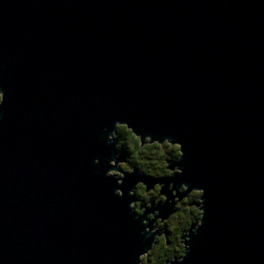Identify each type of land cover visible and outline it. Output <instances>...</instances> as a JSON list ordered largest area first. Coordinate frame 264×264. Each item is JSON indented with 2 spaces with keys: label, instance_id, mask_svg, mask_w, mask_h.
Masks as SVG:
<instances>
[{
  "label": "water",
  "instance_id": "95a60500",
  "mask_svg": "<svg viewBox=\"0 0 264 264\" xmlns=\"http://www.w3.org/2000/svg\"><path fill=\"white\" fill-rule=\"evenodd\" d=\"M0 63V264H136L193 185L179 264H264V0H0ZM117 118L183 142L143 217L128 190L158 178L105 175Z\"/></svg>",
  "mask_w": 264,
  "mask_h": 264
},
{
  "label": "clouds",
  "instance_id": "9594fccd",
  "mask_svg": "<svg viewBox=\"0 0 264 264\" xmlns=\"http://www.w3.org/2000/svg\"><path fill=\"white\" fill-rule=\"evenodd\" d=\"M3 67L4 65L0 63V69H2ZM5 100V89L3 87H0V105H3L5 103ZM125 124L130 123L125 119H114L109 125L111 131L108 133L107 139L109 141H116L115 147L117 150L125 149L126 146L131 145L132 147H136L137 151H139L137 142H135L134 137L125 138L122 136V129L124 128ZM140 133L146 138V140L148 138H151L152 141L161 142L159 145L158 158L151 161L153 165L152 167H148L146 169V171L150 173L151 177L158 178L157 182L154 183L155 186L150 188L148 191H145V185L141 183L140 180H138L133 187L129 188L127 193L128 196L136 197V199L130 200L128 202V208L133 210L135 214L143 217L145 208L148 207L147 201L150 198L155 197L160 201H163L165 199V194H167V192L160 191L161 185H163L164 188V183L160 178H171L174 175L183 174L184 169L180 166L179 162L184 157V149L183 142L179 139L173 138L172 136L163 135L155 136L154 138L153 134L151 133ZM137 159H139V157H137ZM92 162L99 163V157H94ZM172 164H175V166H171ZM108 165L110 166L105 172V175L118 177L115 183L121 185L124 183L126 174L132 173L135 170L131 164V158L128 156L125 159L119 160L115 158H109ZM172 185H175V181L169 179L167 182L168 190H170V187ZM184 185H186L188 189L190 188L189 183L181 182L178 188L175 187V190L180 194L184 193L183 191H181L182 186ZM192 189H199L200 192L198 194H195V198L189 197L195 207L188 215L184 216L183 223L178 224L175 217L170 218L168 221H166V223L173 229L176 236L174 243L170 246L172 250L169 251L167 255H165V251L169 249V246L165 245L162 239L157 242L155 235H153L150 246L147 247L146 250H142L138 253L136 264H148L149 257H151V264H163L164 260H168L169 264H172L173 261H177L179 264V262H182L184 260L187 254V250L190 247L188 241L190 240V232L193 229V225H195V227L198 229L203 223L202 218L205 214L203 199L205 188L202 186L193 185L191 186L189 191H191ZM137 192L139 193L140 197L144 198L145 203L143 206H141L140 199L136 195H133V193ZM115 194L119 197H123L125 195L124 189L122 187L115 188ZM186 195H188V193ZM167 197L169 199L168 194ZM132 219H135V217H133ZM149 220L150 219L148 218V216H146L142 219V223L144 225H148ZM155 223L156 222L154 221V227L150 229L148 227H145L143 231H150L151 233L155 234ZM135 231L139 232L140 229L136 228ZM181 231H183L182 239L179 238Z\"/></svg>",
  "mask_w": 264,
  "mask_h": 264
},
{
  "label": "flooded vegetation",
  "instance_id": "af4514ba",
  "mask_svg": "<svg viewBox=\"0 0 264 264\" xmlns=\"http://www.w3.org/2000/svg\"><path fill=\"white\" fill-rule=\"evenodd\" d=\"M120 159H122V158L120 157ZM141 171H142V170H141ZM144 172H145V173H148V172H146V171H144ZM148 174H150V173H148ZM150 188H152V187H150ZM150 188H146V186H145V191H148ZM161 190H162V189H160V191H161ZM183 190H184V187H182L181 191H183ZM174 192H176V190L173 191V194H174ZM135 194H136V196L140 199L141 204L144 205V203H145L144 198H143V197H140L137 193H135ZM195 194H198V193H195L194 191H192V192L189 193L187 196H185L186 198H182L181 201H180V200L177 201V203H176V205H175V207H176V211H175V213H178V215H177L175 218H176V222H177L178 224L183 223L184 216H185V215H188V214L192 211V209L195 207L194 204H190L189 201H188V197L193 196V198H195ZM159 202H162V201L158 200V199L155 198V197H152V198H150V199L147 201V203H151V207L155 206V205H156L157 203H159ZM148 207H150V206H148ZM148 207H147V208H148ZM151 213L156 214V210H155V212H151ZM175 213H174V214H175ZM174 214H172V215H174ZM172 215H171L166 221H168L170 218H173ZM149 216H150V214L148 215V217H149ZM149 218H150V217H149ZM166 221L163 222V225L165 226V232L162 233V234H160V236L162 237L163 243H164L165 245H168V246H169V249L165 251V255H167L168 252L172 250L170 246L174 243V240L176 239L175 232H174L173 229H172V228L166 223ZM155 222L158 223V220L156 219ZM155 226H157V225H155ZM159 226H160V225H159ZM160 227H161V226H160ZM160 227H158V229H159ZM182 233H183V231L180 232V236H181ZM180 236H179V238H180ZM157 242H158V241H157ZM148 264H151V257H149V259H148Z\"/></svg>",
  "mask_w": 264,
  "mask_h": 264
},
{
  "label": "trees",
  "instance_id": "16d2710c",
  "mask_svg": "<svg viewBox=\"0 0 264 264\" xmlns=\"http://www.w3.org/2000/svg\"><path fill=\"white\" fill-rule=\"evenodd\" d=\"M122 136L125 138L128 137H134L135 138V142H137V146L139 148V151H137L136 147H132L131 145H128L125 147V149H121L119 150V157H121L122 159H125L128 157L131 158V164L132 166H138L140 170H142L143 172L146 171V166L141 162V160L145 159H149V160H154L156 158H158L159 154H152L151 153V147L150 145H144L141 143V140L138 136L134 135L132 133V131L127 128L124 125V128L122 129ZM155 149H158L160 143L159 142H154L152 143ZM137 157H139V159H137ZM147 172V171H146ZM148 174V173H146ZM150 175V174H149ZM137 194L139 195V193L137 192ZM178 215V213H175L174 215H172L173 217H176ZM190 226V225H189ZM166 260H164L165 262ZM163 262V263H164Z\"/></svg>",
  "mask_w": 264,
  "mask_h": 264
},
{
  "label": "rangeland",
  "instance_id": "374dc122",
  "mask_svg": "<svg viewBox=\"0 0 264 264\" xmlns=\"http://www.w3.org/2000/svg\"><path fill=\"white\" fill-rule=\"evenodd\" d=\"M152 143H154V141L153 142H149V140H145V142L143 143L144 145H147V146H149L150 145V147H151V153L152 154H159V147H158V149H155L153 146V144ZM151 161H153V160H149V159H143V160H141V162L146 166V168H148V167H152L153 165H152V163H151ZM134 167V166H133ZM138 167V166H137ZM139 168V167H138ZM141 171V170H140ZM143 172V171H142ZM161 188H162V185H161ZM195 193H199L200 192V190H193ZM162 192V191H161ZM192 192V191H191ZM190 192V193H191ZM190 197H193V196H190ZM183 198H186V197H183ZM175 199L177 200V196L175 197ZM181 201V200H180ZM188 201H189V203L190 202H192L190 199H189V197H188ZM191 204H193V203H191ZM148 206H150L151 207V203H148ZM150 214V218L152 219L153 218V216L155 215L154 213H149ZM157 220H158V223H155V225H157V226H155V231L158 229V227H160V226H162L163 225V221H160L161 220V218L160 217H158L157 218ZM160 225V226H159ZM190 227V226H189ZM183 234V233H182ZM155 237H156V240L159 242L161 239H162V237L160 236V235H155ZM181 239H182V237H181Z\"/></svg>",
  "mask_w": 264,
  "mask_h": 264
}]
</instances>
